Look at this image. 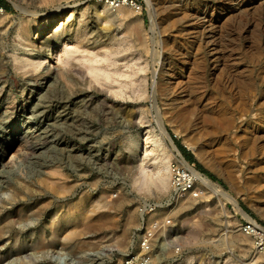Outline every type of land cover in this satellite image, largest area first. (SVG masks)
Masks as SVG:
<instances>
[{
    "label": "rangeland",
    "instance_id": "rangeland-1",
    "mask_svg": "<svg viewBox=\"0 0 264 264\" xmlns=\"http://www.w3.org/2000/svg\"><path fill=\"white\" fill-rule=\"evenodd\" d=\"M2 1L0 162L15 170L0 182V264H116L138 203L168 191L169 174L161 183L141 171L155 169L151 153L141 166L143 147L171 149L158 120L225 195L175 207L168 237L180 255L156 245L150 264H264L243 228L264 236V0H139L142 13L103 0Z\"/></svg>",
    "mask_w": 264,
    "mask_h": 264
},
{
    "label": "built area",
    "instance_id": "built-area-1",
    "mask_svg": "<svg viewBox=\"0 0 264 264\" xmlns=\"http://www.w3.org/2000/svg\"><path fill=\"white\" fill-rule=\"evenodd\" d=\"M103 2L112 13L120 12L122 8L131 9L136 13L145 10L139 0H103ZM3 11L4 7L0 6V15ZM191 152L194 150L191 149ZM168 183V191L162 199H147L138 203L136 211L140 218L139 225L130 239L127 251L116 264H150L151 254L156 245L162 254L180 255V247L168 237L173 209L186 201L206 198L210 195V189L202 181L200 170L191 164L180 150L169 163ZM119 199V193H111L110 200L113 203H117ZM243 228L246 233L258 238V246L260 250H264V236L260 227L245 222Z\"/></svg>",
    "mask_w": 264,
    "mask_h": 264
},
{
    "label": "bare ground",
    "instance_id": "bare-ground-1",
    "mask_svg": "<svg viewBox=\"0 0 264 264\" xmlns=\"http://www.w3.org/2000/svg\"><path fill=\"white\" fill-rule=\"evenodd\" d=\"M149 6V5H148ZM200 14V12L197 10V11H194L190 16H191V19H189L190 21H191V23H192V19L194 20V19H196L197 18V16ZM125 15V14H124ZM181 16V15H180ZM187 16V15H186ZM125 17V16H124ZM198 19V18H197ZM197 19H196V21H197ZM194 22V21H193ZM63 23L60 21L59 22V25H62ZM204 24V23H203ZM189 25H191L190 23H189ZM193 25V26H192ZM191 26L192 27H194L195 29H196V32H195V34H197V33H200V32H202L203 31V29H200L201 27H202V24H201V22H197V24H192ZM194 30V29H193ZM191 32V31H190ZM204 32V31H203ZM43 33V32H42ZM206 36V35H205ZM194 37V36H193ZM207 37V36H206ZM195 38L197 39V44H196V46L195 47H197V50H199L200 48H202L205 44H206V40L203 38V34L201 35V36H199V35H195ZM214 48H216V47H214ZM215 50V49H214ZM195 51V50H194ZM196 55V54H195ZM196 61V62H195ZM194 61V64L191 66V68H192V79H194V81L195 82H192V84H193V87H195V86H199L200 87V85H202V84H200V75H201V71L203 70V68H202V66H201V61H202V59L200 58H197L196 60ZM192 62H193V60H192ZM204 62V61H203ZM192 64V63H191ZM204 64V63H203ZM201 72V73H200ZM203 72H204V70H203ZM263 73H264V71H263ZM200 74V75H199ZM263 75V74H262ZM203 82V81H202ZM227 85V84H226ZM242 85V84H241ZM204 86V85H203ZM203 86H202V89H203ZM222 86H224L223 84H222ZM226 87V86H225ZM242 87V86H241ZM47 88V87H46ZM190 88V87H189ZM190 89H192V88H190ZM196 89V88H195ZM200 89V88H199ZM242 89V88H241ZM201 90V89H200ZM188 91H190V90H188ZM193 91V90H192ZM221 91V90H220ZM196 93V92H195ZM192 95V94H191ZM190 95V96H191ZM198 97V96H197ZM193 99V98H192ZM194 101V100H193ZM221 107V106H220ZM224 107L222 106V109H223ZM218 111V110H217ZM223 112H225V110L223 111ZM225 114V113H224ZM193 117V116H192ZM215 117H218V119H220L219 117H221V115L219 116L218 114H217V116H215ZM214 117V119L215 120H217L216 118ZM230 117V116H229ZM194 118V120L192 119V121H191V123H190V125H194V127H195V125L197 124V123H199V121H198V119H199V117H193ZM203 118H205V116H203ZM209 118V117H208ZM222 118V120H220V124H222L223 126H224V128H225V130L230 126V125H232V121L230 122V120H229V118H227V116L226 117H221ZM210 119V118H209ZM232 119V118H231ZM219 121V120H218ZM204 122H205V120H204ZM206 122H208V121H206ZM158 124H159V128H160V132L162 133V134H164L165 135V137L168 139V141L170 142V144H171V149H167V148H165V147H163V146H161L160 148H161V151H160V153L159 152H157L155 149H153V148H151V150L150 149H148L147 147H143V150L141 151V155H139L140 156V163H141V166H143L142 164H144V162H145V158H146V155H148V153H151V154H153L154 156H153V163L155 164V169H154V172H152V175L150 176L149 175V173H147V171H145L144 169H143V167L141 168V171L143 172V174H144V176H146L147 178H152V176L154 175L155 177H156V179L159 181V182H161L162 183V181L164 180V177H165V175L166 174H169V163H170V161H171V159H172V157L175 155V153H177V149L175 148V146H174V144L172 143V141H171V139H170V137H169V135L167 134V132H166V130H165V127H164V124H163V122L162 121H160V120H158ZM188 124V123H187ZM204 124H206V123H204ZM209 124V123H208ZM210 125H211V123H210ZM215 125H217V123L215 124ZM198 127V126H197ZM28 128V127H27ZM30 128V127H29ZM230 128V127H229ZM228 128V129H229ZM24 129H26V127L24 126V127H21V128H18V129H13L12 131H11V136L13 135V138L14 137H16V136H23L24 135V133H25V130ZM32 129H37V128H35V127H32ZM196 129V128H195ZM231 129V128H230ZM30 131H32V130H30ZM196 131H198L197 129H196ZM195 131V132H196ZM231 131V130H230ZM229 131V132H230ZM227 132V131H226ZM194 134V133H193ZM190 136V135H189ZM196 136H199V135H197L196 134ZM149 137V136H148ZM148 137L146 138V139H148ZM193 137H195V135L193 136ZM193 137H189V138H193ZM224 137V136H223ZM222 137V138H223ZM188 138V137H187ZM200 138V137H199ZM202 138V137H201ZM194 139V138H193ZM195 139H196V137H195ZM241 139V138H240ZM190 140V139H189ZM198 140V139H197ZM196 140V141H197ZM194 141V140H193ZM200 141V140H199ZM3 143V142H2ZM62 143V142H61ZM207 145V143L205 142V141H203V145ZM2 145V144H1ZM48 146V145H47ZM46 146V147H47ZM194 146H196V148H199V149H197V150H202L201 149V147L197 144H193V145H191V147L190 148H193ZM253 146V145H252ZM151 147V146H150ZM49 148V147H48ZM159 148V149H160ZM6 149H7V146L5 145V146H0V160L2 159V157L4 156V154H5V152H6ZM44 149V148H43ZM197 150L196 149H194V151L195 152H197ZM45 151V150H44ZM159 151V150H158ZM201 152V151H200ZM200 152H198V153H200ZM169 156H171V159H169ZM11 161V160H10ZM165 162H167V165L165 166L164 165V163ZM234 167L235 166H233L232 165V168L234 169ZM231 168V167H230ZM229 169V168H228ZM14 168L13 167H6V165L5 164H2L1 162H0V182H2V180L4 179V178H6L9 174H11L12 172H14ZM235 170V169H234ZM233 171V170H232ZM263 171V170H262ZM149 172V171H148ZM166 172V173H165ZM200 175H201V177H202V181L205 183V185L215 194V195H217V194H219V193H221L222 195H225V193L223 192V191H219V190H216L215 189V187H214V184L213 183H211L203 174H201V172H200ZM164 181H166V180H164ZM1 184V183H0ZM253 187V186H252ZM217 188H219V187H217ZM254 189V188H253ZM263 194H264V190H262L261 191ZM261 193V194H262ZM223 197V196H222ZM228 198H230V197H228ZM233 202H234V199H233ZM235 203V202H234ZM236 204V203H235Z\"/></svg>",
    "mask_w": 264,
    "mask_h": 264
},
{
    "label": "trees",
    "instance_id": "trees-1",
    "mask_svg": "<svg viewBox=\"0 0 264 264\" xmlns=\"http://www.w3.org/2000/svg\"><path fill=\"white\" fill-rule=\"evenodd\" d=\"M1 2H3L2 0H1ZM2 6L4 5V6H6V4H1ZM185 156H186V159L191 163V164H193V165H195L196 166V168H198L200 171H203L204 172V169L200 166V165H198L193 159H191L192 157H190L188 154H184Z\"/></svg>",
    "mask_w": 264,
    "mask_h": 264
},
{
    "label": "crops",
    "instance_id": "crops-1",
    "mask_svg": "<svg viewBox=\"0 0 264 264\" xmlns=\"http://www.w3.org/2000/svg\"><path fill=\"white\" fill-rule=\"evenodd\" d=\"M184 155V154H183ZM185 156V155H184ZM186 157V156H185ZM191 159H193V158H191ZM194 160V159H193Z\"/></svg>",
    "mask_w": 264,
    "mask_h": 264
}]
</instances>
